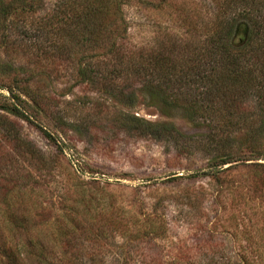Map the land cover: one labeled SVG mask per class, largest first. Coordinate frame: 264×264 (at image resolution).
<instances>
[{
    "label": "rangeland",
    "instance_id": "rangeland-1",
    "mask_svg": "<svg viewBox=\"0 0 264 264\" xmlns=\"http://www.w3.org/2000/svg\"><path fill=\"white\" fill-rule=\"evenodd\" d=\"M221 1L120 0L111 36L119 49L110 53L63 24L68 0H39L7 29L0 16V120L9 128H0V214L18 187L29 214L49 209L29 229L49 264H264V136L255 149L239 137L218 143L217 112L197 122L180 109L162 115L125 71L129 57L149 73L153 59L183 61L182 45L196 48ZM85 66L88 78L78 73ZM132 117L171 129L155 138ZM223 145L230 161L214 164ZM63 196H82L90 209L72 212L71 200L56 209ZM65 212L80 224L66 218L60 236L54 217ZM14 231L0 215V240H16Z\"/></svg>",
    "mask_w": 264,
    "mask_h": 264
},
{
    "label": "trees",
    "instance_id": "trees-1",
    "mask_svg": "<svg viewBox=\"0 0 264 264\" xmlns=\"http://www.w3.org/2000/svg\"><path fill=\"white\" fill-rule=\"evenodd\" d=\"M37 1L39 0H0L1 28L7 29L12 25L14 15L23 17V14L28 16L36 12L40 9V6H36ZM110 4L113 16L118 21L112 28L109 26L111 19L106 14ZM119 4L120 0H68L63 6L71 14L64 17L63 24H67L68 29H80V35L84 34L80 38L84 45L93 44L98 39L99 45L105 46L110 53L119 49L115 47L118 46L117 41L111 40L112 34L119 31L122 23ZM214 7L213 28L203 33L204 38L196 43V48H189L187 43L182 45L180 54L187 56L183 61L176 60V63L171 61L174 59H165L167 62L153 59L149 73L146 64L131 62L129 57L125 71L140 78L134 82L136 90L144 93L147 103L158 107L162 115L168 116L173 110L180 109L187 120L197 122L201 119L212 121L213 113L217 112L215 117H223L221 127L224 130L219 136L212 135V140L219 143L232 138L239 143L244 139L249 148L255 149L257 137L264 136V0H223ZM37 26L43 28L41 25ZM124 29L122 24L121 30ZM5 68L13 70L14 67L6 64ZM143 70L148 73H143ZM78 73L82 78H88L86 66L80 68ZM107 74L105 71L102 77L105 78ZM144 74L148 76L145 77ZM122 95L126 96L124 93ZM126 98L132 99L133 92L127 93ZM39 100L42 102V99ZM12 107L18 110L14 104ZM131 121L134 129L144 130L155 138H161L171 129V125L164 122L141 121L136 117H132ZM229 123L234 130H227ZM0 128L5 133L9 132V128L3 126L1 120ZM238 137L241 139L235 140ZM225 148L227 146L223 145L221 152L215 150L209 160L214 164L230 161L231 153L223 151ZM23 190L18 187L15 191H9L11 205L7 204L0 214L3 219L8 220L13 233L17 229L19 235L14 241L7 242L4 238L0 240V264H49L43 240L38 236H29V229L40 218H46V211L49 216L51 212L49 209H42L43 212L29 214L26 207L18 204L21 196L25 195ZM6 192L0 195L2 201L8 194ZM68 200L77 205L72 212H77L79 207L87 210L86 212L90 209L82 196H73L71 199L63 196L58 200L56 209L62 210ZM33 216L39 218L34 219ZM66 218L72 221L73 227L80 224L68 212L55 215L54 219L62 222L58 227L60 236L63 234V226L67 224ZM67 240L68 238L61 242Z\"/></svg>",
    "mask_w": 264,
    "mask_h": 264
}]
</instances>
